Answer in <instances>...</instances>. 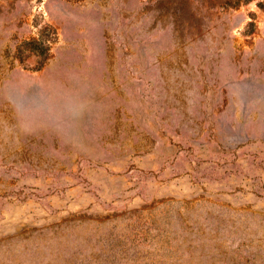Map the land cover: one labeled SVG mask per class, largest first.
Masks as SVG:
<instances>
[{"label": "rangeland", "instance_id": "374dc122", "mask_svg": "<svg viewBox=\"0 0 264 264\" xmlns=\"http://www.w3.org/2000/svg\"><path fill=\"white\" fill-rule=\"evenodd\" d=\"M0 264H264V0H0Z\"/></svg>", "mask_w": 264, "mask_h": 264}]
</instances>
